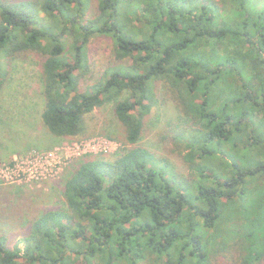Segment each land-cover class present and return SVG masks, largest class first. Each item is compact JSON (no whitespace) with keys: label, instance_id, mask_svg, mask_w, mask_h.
<instances>
[{"label":"trees","instance_id":"1","mask_svg":"<svg viewBox=\"0 0 264 264\" xmlns=\"http://www.w3.org/2000/svg\"><path fill=\"white\" fill-rule=\"evenodd\" d=\"M101 36L115 59L81 90ZM24 54L41 60L50 135L83 137L113 105L124 137L69 167L64 204L17 228L13 246L0 216V264H236L224 254L242 215L256 237L242 264L264 261V0H0V82ZM162 101L181 117L160 138L187 173L141 146Z\"/></svg>","mask_w":264,"mask_h":264},{"label":"rangeland","instance_id":"2","mask_svg":"<svg viewBox=\"0 0 264 264\" xmlns=\"http://www.w3.org/2000/svg\"><path fill=\"white\" fill-rule=\"evenodd\" d=\"M88 58V74L85 72L83 77L81 71V90L99 80L115 59L113 40L104 36L94 38L89 46ZM5 62L6 75L1 77L0 82V216L3 219L11 217L13 246L21 239L17 228L26 226L43 209L64 204L62 182L67 169L86 155L117 152L124 130L114 106L108 105L88 117L89 128L85 136L53 137L42 123L45 98L40 58L36 54H24L17 59L8 58ZM180 117L175 103L162 101L146 118L141 146L169 157L182 173H187L182 159L171 152V144L163 143L160 138L169 123ZM257 185L264 190V174ZM251 188L248 197L254 198L255 192ZM236 220L242 231L236 230L237 240L232 242L233 248L224 255L225 259L231 256L236 264H242L247 256L246 242L254 244L256 237L246 238L252 234L249 231H253L246 225L249 219L242 215ZM227 223L223 220L218 231L227 230ZM261 237L264 238V233L258 235V239Z\"/></svg>","mask_w":264,"mask_h":264}]
</instances>
